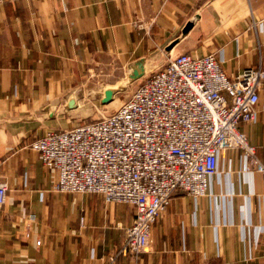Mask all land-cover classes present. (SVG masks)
Here are the masks:
<instances>
[{
  "label": "crops",
  "instance_id": "obj_1",
  "mask_svg": "<svg viewBox=\"0 0 264 264\" xmlns=\"http://www.w3.org/2000/svg\"><path fill=\"white\" fill-rule=\"evenodd\" d=\"M216 52L231 79L264 65V0H0V264H264V186L242 151L222 155L209 195L175 193L148 253L112 262L135 208L54 192L56 174L31 149L74 124L62 113L71 93L141 58ZM259 97L241 129L264 162V79Z\"/></svg>",
  "mask_w": 264,
  "mask_h": 264
},
{
  "label": "built area",
  "instance_id": "obj_2",
  "mask_svg": "<svg viewBox=\"0 0 264 264\" xmlns=\"http://www.w3.org/2000/svg\"><path fill=\"white\" fill-rule=\"evenodd\" d=\"M222 64L217 52L170 57L115 112L50 130L31 144L57 176L54 192L100 195L135 208L112 262L150 251L175 193L195 201L209 195L226 151H242L245 172H258L264 186V162L241 129L257 121L264 65L231 79ZM7 191L0 182V206Z\"/></svg>",
  "mask_w": 264,
  "mask_h": 264
},
{
  "label": "rangeland",
  "instance_id": "obj_3",
  "mask_svg": "<svg viewBox=\"0 0 264 264\" xmlns=\"http://www.w3.org/2000/svg\"><path fill=\"white\" fill-rule=\"evenodd\" d=\"M154 57V56H153ZM152 57V58H153ZM170 57V56H169ZM168 62V59H165L164 57L157 56L155 59L147 61V74L140 80L135 81L133 83H128V74L129 69L126 68L122 70L121 74L118 75L116 78L111 79L110 81L112 83L103 82L105 77L98 76L95 77L96 81L102 80L103 83L100 85H97L94 89H89V91H84V98L81 103V109L79 110L80 115L83 116L77 119H74V124L76 125L82 121H84V117L88 120L92 119H98L103 116H107L113 112H115L119 107L123 104L125 100L128 99V97L132 94V92L140 85L142 84L147 77H149L154 71L159 70L161 67H163ZM127 83V89L122 92H118L115 95L114 101L108 105L101 104L102 94L104 91V87L106 86H116L118 83ZM71 127V126H70ZM69 127V128H70Z\"/></svg>",
  "mask_w": 264,
  "mask_h": 264
},
{
  "label": "water",
  "instance_id": "obj_4",
  "mask_svg": "<svg viewBox=\"0 0 264 264\" xmlns=\"http://www.w3.org/2000/svg\"><path fill=\"white\" fill-rule=\"evenodd\" d=\"M194 27V23H188L183 29V36H186L190 30ZM179 43V41H174L168 47V51L170 52L173 48ZM127 68L129 69L128 74V83H133L142 79L147 74V59L141 58L132 63H130ZM155 72V71H154ZM127 89V83H118L116 86H106L104 87V91L102 94L101 104L108 105L114 101L115 95L118 92L125 91ZM84 98V91L80 90L77 92H73L69 95L64 104V108L62 113L64 115H69L73 119H77L83 116L80 115L79 110L81 109V103ZM48 116L50 119H54L57 114V110L55 108L47 109ZM84 121L88 120V117L83 119Z\"/></svg>",
  "mask_w": 264,
  "mask_h": 264
}]
</instances>
